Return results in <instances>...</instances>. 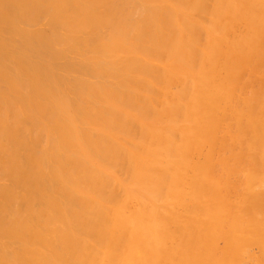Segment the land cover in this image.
Returning a JSON list of instances; mask_svg holds the SVG:
<instances>
[{"label": "bare ground", "instance_id": "1", "mask_svg": "<svg viewBox=\"0 0 264 264\" xmlns=\"http://www.w3.org/2000/svg\"><path fill=\"white\" fill-rule=\"evenodd\" d=\"M0 264H264V0H0Z\"/></svg>", "mask_w": 264, "mask_h": 264}]
</instances>
